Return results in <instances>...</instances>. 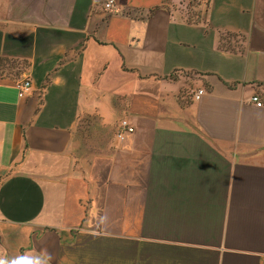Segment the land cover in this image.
<instances>
[{"label":"crops","instance_id":"obj_1","mask_svg":"<svg viewBox=\"0 0 264 264\" xmlns=\"http://www.w3.org/2000/svg\"><path fill=\"white\" fill-rule=\"evenodd\" d=\"M104 1L0 0V264H264V0Z\"/></svg>","mask_w":264,"mask_h":264},{"label":"built area","instance_id":"obj_2","mask_svg":"<svg viewBox=\"0 0 264 264\" xmlns=\"http://www.w3.org/2000/svg\"><path fill=\"white\" fill-rule=\"evenodd\" d=\"M105 10L107 11H115L116 10V0H105L103 4ZM18 88V95L22 97L25 95L27 91L31 88V82L28 78H23L17 82ZM204 89H197L192 92V96L194 100H198L200 96L204 94ZM264 90L261 93H255L252 98L251 102L254 103L256 106L261 107L264 106ZM133 128L130 126L127 121H121L119 124V131H118V138H123L124 134L132 133Z\"/></svg>","mask_w":264,"mask_h":264},{"label":"trees","instance_id":"obj_3","mask_svg":"<svg viewBox=\"0 0 264 264\" xmlns=\"http://www.w3.org/2000/svg\"><path fill=\"white\" fill-rule=\"evenodd\" d=\"M168 3H170V0H166ZM198 6L196 0H188V6L186 7L185 12L186 15L189 17L194 16V14L199 15L197 11H195L196 7ZM17 64L11 62V63H4L2 60H0V73L5 72L8 75L17 74L18 71H16ZM262 99H264V96H262ZM86 146V144H84Z\"/></svg>","mask_w":264,"mask_h":264},{"label":"rangeland","instance_id":"obj_4","mask_svg":"<svg viewBox=\"0 0 264 264\" xmlns=\"http://www.w3.org/2000/svg\"><path fill=\"white\" fill-rule=\"evenodd\" d=\"M169 4H170L171 9L173 11H177V10L178 11H185L186 10V7L188 6V0H170V3ZM88 124L89 123L83 125V129L84 130L83 129L81 130L82 133H86V131H88L86 129L87 126H88ZM78 132L80 133V134H78L79 137H80V135H82V134H81L80 130ZM75 143L81 144L80 143V140L77 142L76 139H75ZM97 143H99V142L98 141H92V140L86 141V145L87 146H93V147H95V145H97Z\"/></svg>","mask_w":264,"mask_h":264}]
</instances>
